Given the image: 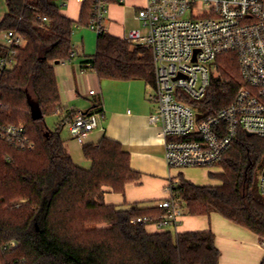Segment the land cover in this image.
I'll list each match as a JSON object with an SVG mask.
<instances>
[{"label":"trees","instance_id":"trees-1","mask_svg":"<svg viewBox=\"0 0 264 264\" xmlns=\"http://www.w3.org/2000/svg\"><path fill=\"white\" fill-rule=\"evenodd\" d=\"M6 3L0 33L15 30L26 45L17 66L2 77L0 121L25 124L33 147L16 150L0 140V264H219L211 230L151 233L150 226L132 220L159 218L163 210L158 206L105 203L108 191L125 194L141 179L120 143L103 138L85 145L83 155L91 163L85 169L74 162L61 136L76 114L54 130L44 122L62 109L54 63L69 57L74 30L88 26L94 2L82 3L78 21L62 13L60 0ZM6 53L0 44V57ZM82 65L101 80H141L150 86L155 81L151 52L107 31L97 35L96 54ZM216 65L218 76L200 103L208 116L228 107L244 85L235 53L220 55ZM218 166L222 171L209 176L219 186H199L181 177L178 191L188 214H220L264 243L259 190L264 141L241 133Z\"/></svg>","mask_w":264,"mask_h":264},{"label":"built area","instance_id":"built-area-1","mask_svg":"<svg viewBox=\"0 0 264 264\" xmlns=\"http://www.w3.org/2000/svg\"><path fill=\"white\" fill-rule=\"evenodd\" d=\"M92 1L88 27L99 34L106 31L110 3L125 0ZM136 19L147 31L129 30L124 39L152 54L155 87L149 99L155 110L149 123L159 129L170 170L218 166L241 133L264 141V0H146ZM4 38L7 53L0 57V84L17 66L19 51L26 45L15 30L6 31ZM225 53L237 55L244 85L228 107L208 116L200 103L218 76L216 60ZM76 55L73 49L65 61ZM104 116L102 105L76 114L67 123L71 139L84 146ZM0 140L16 150L33 147L25 124L0 121ZM180 184L181 177H170L168 197L157 205L163 210L159 218L138 217L132 223L177 235L185 208ZM259 190L264 197L263 172Z\"/></svg>","mask_w":264,"mask_h":264},{"label":"crops","instance_id":"crops-1","mask_svg":"<svg viewBox=\"0 0 264 264\" xmlns=\"http://www.w3.org/2000/svg\"><path fill=\"white\" fill-rule=\"evenodd\" d=\"M60 3L65 16L74 21L79 20L81 2L72 0L70 6L63 0ZM145 4L146 0L110 3L104 22L106 31L124 39L129 16L133 14L134 20L140 23L136 15ZM93 44L75 33L73 45L77 51L76 57L72 61L54 63L62 108L58 115L65 119L71 113H87L102 105L104 119L85 145L98 144L103 138L120 143L123 150L130 155L131 168L141 175L139 183L129 184L125 194L108 191L104 196L105 203L118 207L134 204L142 207L157 206L168 197L167 187L173 175L165 159L164 143L159 136V129L149 123V116L155 110L154 103L149 99L154 91L155 81L150 86L141 80L99 79L94 70L83 68L82 65L94 56ZM91 91L97 94L92 96ZM66 126L68 127L67 122ZM63 140L76 163L81 159L78 149L80 148L83 155L85 145H79L71 137ZM183 216L179 220L178 233L208 230L213 232L215 245L220 252L219 264H262L264 244L251 230L217 213L200 217ZM148 230L151 233L159 232L154 226H150Z\"/></svg>","mask_w":264,"mask_h":264},{"label":"rangeland","instance_id":"rangeland-1","mask_svg":"<svg viewBox=\"0 0 264 264\" xmlns=\"http://www.w3.org/2000/svg\"><path fill=\"white\" fill-rule=\"evenodd\" d=\"M66 5L70 6L72 3V0H63ZM7 13V3L6 0H0V22L4 18L5 14ZM132 29H140L143 33L147 31L146 28L142 26L141 23H138L134 20L133 14L129 16V21L126 25V32L127 33L129 30ZM78 33L80 34V38L84 37L88 43L91 41L94 43L93 48L96 54L97 51V35L98 33L96 31L91 30L88 26L83 25V26H77L74 30V34ZM84 33V35H83ZM5 32L0 33V44L4 45L5 43V38H4ZM126 36V34H125ZM124 36V38H125ZM91 47V44H90ZM64 119L61 115L53 114L45 117V124L50 130L56 129L57 126H61L63 123ZM61 136L64 139L70 138L69 130L66 125L63 126V130L61 133ZM78 155L81 159L76 161V164L79 165L82 168L85 169H90L91 168V163L85 159V157L81 154L80 148L78 149ZM222 169L219 166H214V167H189V168H182V169H173L172 170V175L173 176H179L184 178L185 180H188L196 185L199 186H219L221 182L218 179H213L210 178L209 174L210 173H219L221 172ZM122 208L121 206H119ZM183 214L184 216L189 215L187 212V209H183ZM183 216V217H184Z\"/></svg>","mask_w":264,"mask_h":264},{"label":"water","instance_id":"water-1","mask_svg":"<svg viewBox=\"0 0 264 264\" xmlns=\"http://www.w3.org/2000/svg\"><path fill=\"white\" fill-rule=\"evenodd\" d=\"M29 103L31 104V101H30V99H29ZM248 136H251V135H248ZM263 175H264V171H263Z\"/></svg>","mask_w":264,"mask_h":264}]
</instances>
